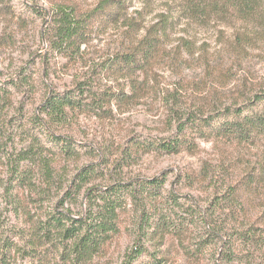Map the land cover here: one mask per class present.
Wrapping results in <instances>:
<instances>
[{
  "label": "trees",
  "instance_id": "1",
  "mask_svg": "<svg viewBox=\"0 0 264 264\" xmlns=\"http://www.w3.org/2000/svg\"><path fill=\"white\" fill-rule=\"evenodd\" d=\"M48 1L54 28L47 29L41 38L49 41L50 53L54 55L78 56L82 46L88 44L94 34H105L117 26L125 28V41L129 45L122 42L124 51L108 59L103 71L128 79L132 97L123 89L103 94L91 86H85L83 90L81 83L65 94L48 95L37 113L30 117L25 113L26 101H21L20 96H35L36 79L21 70L13 79L0 82V151L7 153L9 143L14 144L17 138L30 142L29 149L15 156L7 155L6 165L12 178L9 186L18 190L34 188L36 177H40L44 186L51 190L58 184L51 162H76L80 159V147L68 136L61 135L58 128L74 113L95 112L96 108L86 102L87 99L94 101L96 106L99 103L102 109L115 102L123 110L126 104L145 97L150 91L157 93L159 89L151 86L152 78L148 76L153 72L155 59L164 54L181 21L185 20L191 27L215 24L234 27L239 24L232 47L239 53L247 51L245 44L253 45V36L245 33L249 28L253 29V23L263 21L261 26H264V0H167L165 11L157 14L156 22L149 27L146 25L147 12L137 11L134 12L136 17H127L133 0H99L88 7L82 5V0ZM32 7L36 14L46 12ZM16 19L17 14L10 2L0 0V22L4 20L13 28ZM17 23L27 24L22 18ZM191 27L184 33L190 35ZM3 30L0 44L13 45L14 37L5 28ZM177 41L180 43L178 47L194 54V39L181 36ZM45 61L46 58L42 62L44 70ZM138 71L145 74L143 83L134 79ZM46 77L48 74L45 72L40 75L42 81ZM10 113H13L12 117ZM214 113L208 117L188 115L186 121L179 123L174 141L132 138L120 153V161L122 157L134 160L151 152L164 155L187 151L195 154L198 138L226 140L237 143L242 149H257L258 154L253 160L246 155L233 160L227 158L226 163L214 173L205 172V180L211 178L215 186L223 189L221 196H217L206 211L215 215L218 210L224 215L220 223L208 222L201 216L204 228L211 224L209 229L206 228V236L201 240H189L188 228L181 223L176 226L167 218L170 208L165 206V209L162 204L170 202L173 194L164 193L163 177L138 178L132 183H113L110 186L107 180L106 189L96 187L86 191L90 201L97 198L101 204H91L82 215H74L70 209H65L66 202L75 201L86 185L103 177L102 166H98L106 158L107 150L91 147L94 153L98 152L97 160L101 163L77 166L74 177L66 180L70 184L64 188L66 193L62 199L53 205L49 197L52 207L45 222L39 224L37 217L32 216L31 250L27 254L32 263L95 264L100 258L107 257L122 234L129 217L127 201L132 198L137 205H149L143 216L147 220L148 229L145 226L144 232L149 231V247L134 242L121 264H171L178 255L187 264H264V92L256 93L245 103ZM26 161L33 171L22 166ZM3 164L0 156V166ZM241 167L240 173L228 182L227 177ZM204 169L206 171V167ZM144 255L147 258L141 261Z\"/></svg>",
  "mask_w": 264,
  "mask_h": 264
},
{
  "label": "rangeland",
  "instance_id": "2",
  "mask_svg": "<svg viewBox=\"0 0 264 264\" xmlns=\"http://www.w3.org/2000/svg\"><path fill=\"white\" fill-rule=\"evenodd\" d=\"M98 1L82 0L81 3L88 7L94 6ZM7 2H10L11 8L16 12L17 19L13 28L4 20L0 22V34L5 28L14 37L13 45L0 44V82L13 79L21 70L36 79L35 96H20L21 101H26L25 113L30 117L37 113L38 107L48 95L65 94L76 89V85L81 83L83 90L85 86H91L103 94L123 89L132 97L128 79L103 71L104 63L108 59L124 51L122 42L129 45L125 41L123 26L111 28L99 36L94 34L88 44L82 46L78 56L54 55L50 53L49 41H43L41 38L47 29L54 28L49 1ZM132 2L127 10V17H136L134 12L137 11L147 12L146 25L149 27L156 22L157 14L165 11L167 0ZM32 6L46 12L36 14ZM20 18L25 19L27 24H18L17 20ZM187 24L185 20L181 21L164 54L155 59L153 72L148 77L152 78L151 86L159 89L157 93L150 91L145 97L132 101V104H126L123 110L119 109L115 102L102 109L99 103L96 106L94 101L87 99L86 102L92 103V107L96 108L95 112H70V115L73 114L71 119L62 124L58 132L68 136L80 147L81 157L76 162H51L52 173L58 181L55 188L49 190L40 177L35 178L34 188L30 187L28 190L9 186L12 178L6 165L7 155L15 156L29 149V141H20L17 138L14 144L9 143L7 153L0 151L4 162L0 166V264H33L27 256L31 250L32 216L37 217L39 224L45 222L52 207L49 197L53 205L60 201L66 193L64 188L70 184H67V181L74 177L77 166L93 162H103L98 166H102L103 177L86 185L75 201L66 202L65 209H70L74 215H82L89 210L91 204H101L97 198L90 201L86 191L96 187L106 189L107 180L110 181V186L113 183H132L138 178L163 177L164 193L173 195L171 201L162 204V207L170 208L168 212L166 210L167 218L174 225L181 223L188 228L189 240H201L206 236V228L209 229L211 224H206L204 228L201 216L208 222L212 220L220 223L223 220L224 215L220 211L216 210L215 215L206 211L210 203L214 202L217 196H221L223 189L221 190L219 185L215 186L211 178L205 180V172L214 173L226 163L227 158L233 160L240 155H246L253 160L258 154L257 149H242L237 143L226 140L208 141L198 138L195 141V154H189L187 151L164 155L151 152L141 154L142 156L134 160L122 157L120 161V153L122 154V150L126 149L132 138L143 141H174L179 123L186 121L188 115L208 117L211 113L235 107L245 103L256 93L264 92V26H261L263 21L253 23V29L249 28L245 32L253 36V45L245 44L247 51L240 53L232 49L239 24L236 23L234 27L217 24L191 27ZM189 27L190 35H187L184 31ZM181 36L194 39V54L178 47L180 43L177 38ZM45 58L44 70L42 62ZM44 72L48 77L42 81L40 75ZM134 79L143 83L145 74L138 71ZM12 115L13 113H10V117ZM91 147L107 150L106 158L97 160L98 152L94 153ZM23 165L27 170L33 171L29 169L31 165L28 161L23 162ZM241 170L242 167L236 173H231L227 177L228 182ZM126 206L129 217L123 226L122 234L107 257L100 258L95 264H121L134 242L149 247V231L144 232L148 229L147 220L143 217L144 209L149 210V205H137L135 200L129 198ZM142 222L143 228L140 226ZM146 258L147 256H142L141 261ZM171 264L187 263L178 255Z\"/></svg>",
  "mask_w": 264,
  "mask_h": 264
}]
</instances>
